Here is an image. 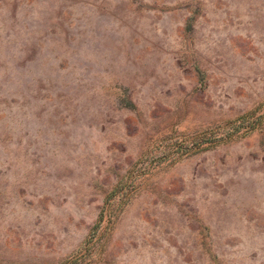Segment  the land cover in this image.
<instances>
[{
	"label": "rangeland",
	"instance_id": "obj_1",
	"mask_svg": "<svg viewBox=\"0 0 264 264\" xmlns=\"http://www.w3.org/2000/svg\"><path fill=\"white\" fill-rule=\"evenodd\" d=\"M0 264H264V0H0Z\"/></svg>",
	"mask_w": 264,
	"mask_h": 264
}]
</instances>
